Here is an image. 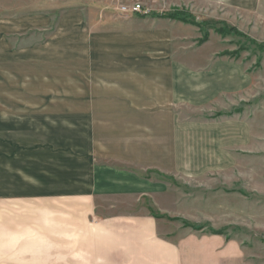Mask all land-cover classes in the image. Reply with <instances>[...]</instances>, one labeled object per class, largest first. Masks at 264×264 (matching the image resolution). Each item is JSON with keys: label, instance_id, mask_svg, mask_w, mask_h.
I'll return each mask as SVG.
<instances>
[{"label": "crops", "instance_id": "obj_1", "mask_svg": "<svg viewBox=\"0 0 264 264\" xmlns=\"http://www.w3.org/2000/svg\"><path fill=\"white\" fill-rule=\"evenodd\" d=\"M177 1L243 9L249 0ZM98 11L66 12V31L88 40L94 56L85 60L97 66L67 94L63 127L80 141L68 140L49 173L34 174L43 181L3 191L0 264H256L234 242L187 232L150 210L185 219L175 185L232 171L248 152V122L212 118L232 109L246 79L208 53L212 40L196 47L198 29Z\"/></svg>", "mask_w": 264, "mask_h": 264}, {"label": "rangeland", "instance_id": "obj_2", "mask_svg": "<svg viewBox=\"0 0 264 264\" xmlns=\"http://www.w3.org/2000/svg\"><path fill=\"white\" fill-rule=\"evenodd\" d=\"M150 1L149 7L143 3L149 16L129 18L171 20L198 29L196 47L212 40L208 53L239 68L246 79L242 91L235 92L232 109L212 118L244 120L252 133L248 152H239L232 171L175 185L187 202L185 219L150 210L187 232L234 242L246 261L264 264V0L244 2L243 9ZM120 2L128 1L0 0V196L11 193L21 179L27 187L43 181L34 174L49 173L51 161H64L68 140L80 141L78 130L63 127L67 94L81 89L86 73L97 66L85 60L94 56L85 47L88 40L83 44L81 33L66 31V12L85 6L127 20L114 13ZM171 14L179 19L165 18ZM190 202L200 211L189 208ZM194 215L201 223L188 218Z\"/></svg>", "mask_w": 264, "mask_h": 264}, {"label": "built area", "instance_id": "obj_3", "mask_svg": "<svg viewBox=\"0 0 264 264\" xmlns=\"http://www.w3.org/2000/svg\"><path fill=\"white\" fill-rule=\"evenodd\" d=\"M120 18H129L130 16H149V11L143 5L142 0H129L120 2L114 12Z\"/></svg>", "mask_w": 264, "mask_h": 264}, {"label": "trees", "instance_id": "obj_4", "mask_svg": "<svg viewBox=\"0 0 264 264\" xmlns=\"http://www.w3.org/2000/svg\"><path fill=\"white\" fill-rule=\"evenodd\" d=\"M165 18H168V19H174V20H178V19H179V18L176 17V15H174V14L167 15ZM183 20H184V19H183ZM198 26L201 27V24H198ZM202 31H203V30H202ZM222 32H224V31H221V30L218 31V33L223 34ZM204 39H205V38H204ZM214 234H216V235H221L222 233H214Z\"/></svg>", "mask_w": 264, "mask_h": 264}]
</instances>
